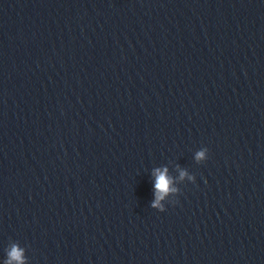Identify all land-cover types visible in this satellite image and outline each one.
Wrapping results in <instances>:
<instances>
[{"label": "clouds", "instance_id": "1", "mask_svg": "<svg viewBox=\"0 0 264 264\" xmlns=\"http://www.w3.org/2000/svg\"><path fill=\"white\" fill-rule=\"evenodd\" d=\"M208 149L202 148L200 151H197L195 154V159L199 161H203L207 159ZM153 175L155 177L154 189H155V199L152 202L151 207L153 209H158L160 212L165 211V207L161 204V201L165 199V197L169 193L177 192L175 187H172L173 178L168 175V168H157L154 169ZM185 176H188V173L184 169H180L179 171V179L183 180ZM189 180H194L193 176H188ZM195 183V182H194ZM4 264H27V260L25 257V250L20 247L18 244H12L7 251V259L4 260Z\"/></svg>", "mask_w": 264, "mask_h": 264}]
</instances>
